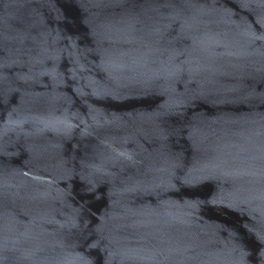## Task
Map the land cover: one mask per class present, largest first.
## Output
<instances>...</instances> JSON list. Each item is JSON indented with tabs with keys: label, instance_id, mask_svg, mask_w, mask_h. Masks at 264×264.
I'll return each instance as SVG.
<instances>
[{
	"label": "water",
	"instance_id": "obj_1",
	"mask_svg": "<svg viewBox=\"0 0 264 264\" xmlns=\"http://www.w3.org/2000/svg\"><path fill=\"white\" fill-rule=\"evenodd\" d=\"M0 245L264 264V0H0Z\"/></svg>",
	"mask_w": 264,
	"mask_h": 264
}]
</instances>
